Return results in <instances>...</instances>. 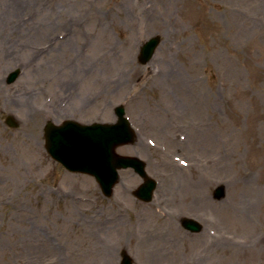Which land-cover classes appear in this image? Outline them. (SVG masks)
<instances>
[{
	"label": "rangeland",
	"instance_id": "1",
	"mask_svg": "<svg viewBox=\"0 0 264 264\" xmlns=\"http://www.w3.org/2000/svg\"><path fill=\"white\" fill-rule=\"evenodd\" d=\"M119 105L137 138L117 153L158 183L148 204L131 197L132 171L106 199L44 149L47 121L112 123ZM181 213L203 232L185 233ZM261 234L264 0H0V264H120L121 251L134 264H264Z\"/></svg>",
	"mask_w": 264,
	"mask_h": 264
},
{
	"label": "water",
	"instance_id": "2",
	"mask_svg": "<svg viewBox=\"0 0 264 264\" xmlns=\"http://www.w3.org/2000/svg\"><path fill=\"white\" fill-rule=\"evenodd\" d=\"M159 43L160 38L153 37L141 47L138 58L141 64L151 61ZM19 74L18 69L11 72L7 84H12ZM115 113L118 120L112 125L82 126L72 121H66L61 126L47 123L44 130L46 151L67 171L93 176L106 197L111 196L112 188L117 183V170L132 168L145 179L136 196L150 201L155 183L145 175L144 163L137 158L118 156L115 153L116 147L131 144L135 139L133 130L124 118L123 107L116 108ZM4 123L10 128H19L11 116H6ZM214 196L217 199L223 198L224 189L221 187L216 190ZM189 224L191 230H196V225ZM121 260V264H132L125 252Z\"/></svg>",
	"mask_w": 264,
	"mask_h": 264
},
{
	"label": "bare ground",
	"instance_id": "3",
	"mask_svg": "<svg viewBox=\"0 0 264 264\" xmlns=\"http://www.w3.org/2000/svg\"><path fill=\"white\" fill-rule=\"evenodd\" d=\"M164 72V71H163ZM167 72V70H165V73ZM164 81H167V85L168 84H172L173 82H172V80L171 79H169V78H166ZM131 84H132V82H131ZM172 213V215H163V214H160L159 216H161L163 219V221H165L164 219H166L167 221L169 220V219H173V216H174V214H175V211L174 212H171ZM152 216L154 217V218H158V213H157V211H155V210H152ZM177 216V215H176ZM174 234H176V229L174 228ZM259 242H264V234H261V236L259 237ZM156 263V262H155Z\"/></svg>",
	"mask_w": 264,
	"mask_h": 264
}]
</instances>
